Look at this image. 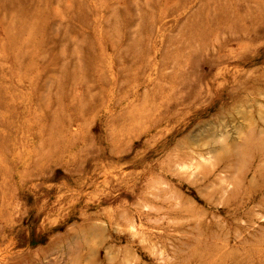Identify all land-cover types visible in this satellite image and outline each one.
Here are the masks:
<instances>
[{
	"label": "rangeland",
	"instance_id": "rangeland-1",
	"mask_svg": "<svg viewBox=\"0 0 264 264\" xmlns=\"http://www.w3.org/2000/svg\"><path fill=\"white\" fill-rule=\"evenodd\" d=\"M0 264H264V0H0Z\"/></svg>",
	"mask_w": 264,
	"mask_h": 264
}]
</instances>
